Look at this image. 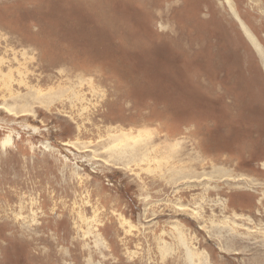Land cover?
<instances>
[{
  "label": "rangeland",
  "instance_id": "obj_1",
  "mask_svg": "<svg viewBox=\"0 0 264 264\" xmlns=\"http://www.w3.org/2000/svg\"><path fill=\"white\" fill-rule=\"evenodd\" d=\"M0 264H264V0H0Z\"/></svg>",
  "mask_w": 264,
  "mask_h": 264
},
{
  "label": "bare ground",
  "instance_id": "obj_2",
  "mask_svg": "<svg viewBox=\"0 0 264 264\" xmlns=\"http://www.w3.org/2000/svg\"><path fill=\"white\" fill-rule=\"evenodd\" d=\"M9 143H10V141L7 139V140H5L4 142H3V145L5 146V145H9Z\"/></svg>",
  "mask_w": 264,
  "mask_h": 264
}]
</instances>
